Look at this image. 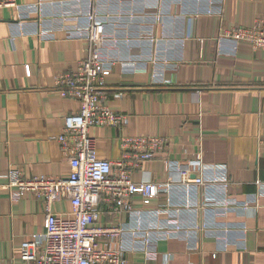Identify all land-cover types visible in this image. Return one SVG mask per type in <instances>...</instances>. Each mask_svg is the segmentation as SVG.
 Instances as JSON below:
<instances>
[{
  "label": "crops",
  "instance_id": "1",
  "mask_svg": "<svg viewBox=\"0 0 264 264\" xmlns=\"http://www.w3.org/2000/svg\"><path fill=\"white\" fill-rule=\"evenodd\" d=\"M14 1L19 10L0 8V264H25L20 258L23 244L46 231L43 200L6 188L9 170L19 169L26 179L71 175L73 155L58 137L64 133L66 118L78 114L80 105L61 96L56 77L75 68L90 50L85 40L70 37L67 29L73 21L60 19L85 10V3ZM40 1L41 13L35 6ZM169 9L175 20L158 34L164 30L171 39V64L158 71L163 80L155 84L150 73H124L115 67L101 94L112 111L127 117V123L119 129L90 130L98 156L118 161L124 154L123 136L159 137L166 142L164 151L134 173L135 181L165 183L170 175L178 181L179 175L168 171L171 161L225 165L232 181L229 195L251 202L252 207L216 216L220 225L233 229L226 250L219 231L197 235L192 242L160 241L156 261L136 254L128 256L129 264H264V196H257L264 183V51L246 42L219 40L222 30L264 24V0H181ZM43 29L54 37L42 39L38 31ZM220 191L207 196L223 200ZM205 194L192 190L196 202L205 201ZM172 196L182 202L184 187L175 186ZM135 200L140 204L139 197ZM166 200L163 195L150 207ZM71 211L68 200L58 199L52 206L54 214L64 217ZM101 211V224L129 219L113 214L109 204H101ZM213 213L202 210L197 219L206 221ZM195 214L186 213L181 219L191 223ZM243 226L245 234L237 231Z\"/></svg>",
  "mask_w": 264,
  "mask_h": 264
},
{
  "label": "built area",
  "instance_id": "2",
  "mask_svg": "<svg viewBox=\"0 0 264 264\" xmlns=\"http://www.w3.org/2000/svg\"><path fill=\"white\" fill-rule=\"evenodd\" d=\"M67 1L87 5L78 14H64L60 19L73 21L71 29H67L70 37L85 40L90 48L75 68L56 77L61 96L80 105L78 114L66 118L64 133L58 137L63 149L73 155L71 175L66 179H26L19 169L9 170L6 188L35 194L43 200L46 211L45 234L23 244L21 260L25 264H129V255L141 254L147 262L156 261L160 241L192 242L197 235L207 237L219 231L224 235L222 249H228L233 229L220 225L216 216H227L233 210L248 211L252 204L229 195L232 181L225 165L171 161L167 163L168 171L179 175L178 181L172 175L165 183L146 178L135 181L134 173L164 151L165 140L123 136L124 154L112 162L99 158L96 141L90 136L94 127L119 129L127 123V117L112 111L101 94L115 67L120 66L124 73H150L154 84L162 82L158 71L171 64V39L164 30L158 34V29L175 20L169 7L181 0ZM43 5V1L35 5L40 13ZM2 7L20 9L14 0H0ZM18 25L23 28L21 23ZM38 35L42 39L54 37L48 29L39 30ZM223 39L235 45L246 42L254 50L264 51V24L222 30L219 40ZM26 70L30 75L29 66ZM177 185L185 189L182 202L172 196ZM193 189L205 192V201H194ZM216 190H221L223 200L207 196ZM163 195L167 196L164 205L150 207ZM257 196H264V183L259 184ZM136 197L141 199L140 204ZM58 199L70 202L69 217L52 212ZM103 203L110 205L113 214L127 215L129 219L117 225L101 224ZM207 209L214 213L206 221H199L197 214ZM190 212L196 213L193 220L184 223L182 216ZM166 213L169 219L162 218ZM237 231L245 234L246 228ZM217 255L216 252L214 256Z\"/></svg>",
  "mask_w": 264,
  "mask_h": 264
}]
</instances>
